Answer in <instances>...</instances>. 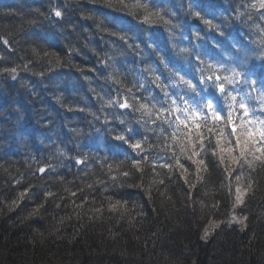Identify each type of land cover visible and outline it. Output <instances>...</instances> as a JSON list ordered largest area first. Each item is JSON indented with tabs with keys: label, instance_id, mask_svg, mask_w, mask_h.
Listing matches in <instances>:
<instances>
[{
	"label": "trees",
	"instance_id": "16d2710c",
	"mask_svg": "<svg viewBox=\"0 0 264 264\" xmlns=\"http://www.w3.org/2000/svg\"><path fill=\"white\" fill-rule=\"evenodd\" d=\"M205 1L139 0L159 9L171 21L166 27L144 23L141 10L134 15L102 0H79L71 7L65 0H0V69L15 68L17 73L13 81L0 80V264H264V178L259 168L253 171L247 164H233L227 171L218 156L220 147L231 148L237 121L245 116L229 119L219 111V121L193 122L190 128L166 100L169 88L189 90L174 83L173 73L197 86L184 63L201 73V58L215 62L218 54L228 60L226 54L241 46L237 42L244 39L225 30L230 18L211 16L223 15L222 8L242 17L246 35L253 33L243 42L248 67L264 65V57L257 58L264 49L261 33H254L255 21L264 25L262 9L248 7L256 0ZM191 6L207 9L210 16L202 17L222 32L211 34L209 29L204 46L186 40L188 34L202 35L207 26L191 16ZM178 7L181 13L175 16ZM52 9L62 11L59 20H52ZM106 17L123 24L117 28ZM148 25L161 36L148 31ZM29 33L35 36L29 38ZM50 33L62 38L63 46L45 45ZM111 33L126 35L127 42ZM183 47L191 52L180 56ZM44 52L55 53L59 66L53 67L55 60L49 63ZM154 75L164 91L153 82ZM141 81L146 90L138 86ZM91 100L92 108L81 110ZM108 100L113 104L104 106ZM125 102L129 107L118 111ZM139 103L155 105L159 112L149 117L135 111ZM118 134L125 140L115 139ZM189 142L199 153L191 159V148L190 155L180 152ZM135 143L141 148L133 149ZM174 154L183 169L160 167L174 165ZM199 159L206 171H198L193 161ZM137 161L139 169L133 166ZM227 176L239 178L247 188L234 211L244 220L241 229L221 224L231 211ZM46 191L54 195L45 197ZM210 222L217 225L201 239Z\"/></svg>",
	"mask_w": 264,
	"mask_h": 264
},
{
	"label": "snow or ice",
	"instance_id": "6c2138e0",
	"mask_svg": "<svg viewBox=\"0 0 264 264\" xmlns=\"http://www.w3.org/2000/svg\"><path fill=\"white\" fill-rule=\"evenodd\" d=\"M105 4H106L107 7L129 8L130 11L134 15H135V11L136 10H141L143 12L142 20H143L144 23H150L151 24V23L160 22L163 25H165L166 27L169 24H171L170 20L164 19V17L161 15V11L159 9L152 10V8H150V6L148 4L139 2V0H138L137 3L131 4V5L125 3V0H115V2H114V0H105ZM248 7L264 9V0H256V3H253V4L249 5ZM34 11H39V10L37 9V10H34ZM53 11H54V15L56 17H61L62 14H63L62 11L58 10V9H53ZM191 14L195 15L198 18H200L202 20V22L207 25V27H209L211 29H217L218 28V25L214 24L210 20L204 19L200 15L199 12H193ZM240 15H243V13H241ZM29 23H31V22H29ZM103 30L107 31V29H103ZM259 30H260V33H261L260 43L264 44V27H260ZM111 34L112 35H117L119 40L127 42V36L126 35H120L118 33H111ZM194 35L198 36V34H194ZM5 43H7V41H5ZM129 47H131V45H129ZM32 52H33V54L36 57H40V52L37 49L33 48ZM43 55L45 57H48L49 63H52L53 59L55 60V63L52 65L53 67L59 66V57H57L55 53L44 52ZM245 58H247V57H245ZM157 59H159L161 63H164L163 57L158 55ZM25 69H27V65H25ZM0 71H7V72H9L10 74L13 75V78H15V72H16L15 68L0 69ZM146 71H151V69L148 68V69H146ZM218 71L219 70L214 65L208 64L202 70V76L206 72L208 74V77L211 78ZM229 72H230V75L229 76H224L223 78H221L218 75L215 76V79L220 81V83L216 84L215 86L221 92H223L225 90L224 89V85L225 84H234V83L237 82L238 79H240L242 77L240 71H238L236 67H233V68L229 69ZM36 74L44 75V73H36ZM173 75L176 76V80L174 81V83H181V84L185 85L191 91H196L195 87L193 86V84L189 80L185 79L183 76H179L177 73H173ZM115 82L116 83H121L119 79H116ZM153 82L156 83L157 86L160 87L162 91H164V86L160 84V78L158 76H155V75L153 76ZM254 83H255V81H251V84H254ZM138 86H142V85H138ZM253 90H255V89H253ZM92 91H95V90L92 89ZM128 91L130 92L131 89H128ZM165 95H167L166 91H165ZM226 98L232 100L233 102H235L236 99H237L236 96L232 95V93H228V96ZM100 99L103 100V97H100ZM133 99H134V97H133ZM259 102H260V104L262 106V110H264V94L260 95ZM112 104H113V101H111V100L104 101V106H111ZM174 104H175V102H173V105ZM238 104H239V107L244 110V115L247 116L248 115V108L246 107L244 97H241L239 99ZM206 106L208 108H212L213 107V105L211 103H207ZM119 107L126 109V108L129 107V103H127V102L121 103L119 105ZM133 108H134L135 111H142V114L148 115L149 117H151L153 115V111L154 110L157 113L159 112V110L156 109L155 105H151V107H149L148 105L143 104V103H139L138 105H134ZM172 110H173L172 106H170V108L167 111H169V114H171ZM157 118H159V115L157 116ZM192 118L193 119L196 118L195 113L192 114ZM212 118L214 120H216V121L220 120V116L217 115L216 111L212 112ZM229 119H230V117H229ZM105 120H107V118H105ZM121 123H124V121H121ZM180 123L183 124L184 121L181 120ZM258 123H259V128L257 129V131H258L260 136L264 137V131H260L259 130V129H264V120H260ZM115 139H117L119 141H124L125 137L123 135H119L118 134L115 137ZM236 139H237V148H238V151H239V156H232L231 157L232 162L233 163L247 164V166L249 168L253 169V171H255L257 168H259L260 175H261L262 178H264V149L255 148V152H258L259 155L256 156V155L253 154V158L252 159H248L247 157H248V155L251 152V150L248 148V145L251 144L253 139H254V137L251 135V131H249L247 139H242L241 136H237ZM145 143H146V141H145ZM217 144L218 145L220 144L219 140L217 141ZM131 147L133 149H140L141 145H140V143H135V144H132ZM149 147H151V146H149ZM188 147H191V155L188 156L189 159L199 155V153L195 150V147L191 146V142H189V146H185V147H182L180 149L181 154L188 155ZM201 147H203V145H201ZM219 151L221 153H224V152L231 153L233 151V149L220 147ZM60 154L63 155V153H60ZM213 155H216V153L213 152ZM220 158H221V162H223V156H221ZM84 159L87 160V156H85ZM172 159L175 161L174 165H160V167H162V168L163 167H167V168H169V170H171V168L173 166H175L176 168L183 169V165L180 163V160H179V155L174 154ZM77 162L79 163L80 161H77ZM193 162L197 165L198 171H206L207 170V168L205 167V161L203 159L194 160ZM121 163H123V162H121ZM133 166L136 167L137 169H139L140 166H141V162L137 161V162L134 163ZM49 167H51V166H49ZM111 169H112V166L109 165V171H111ZM38 171L41 172V173H45V168L44 167H39ZM186 172H187V170L184 169V171L181 173V175L182 176L185 175ZM122 175L127 177L129 175V173L128 172H123ZM197 179H200V177L198 176ZM153 182L155 183L157 181L154 180ZM185 182L187 183L188 181L186 180ZM96 183H102V181L98 180V181H96ZM129 186H132V185H129ZM88 187H91V185H88ZM65 191H69V190L65 189ZM242 194L243 193H242L241 189L237 188V197H236L237 203L241 202ZM23 195H24V193L20 194L21 198L23 197ZM53 195L54 194L52 192H50V191H46L45 192V197H49V196H53ZM117 203H119V202H117ZM111 206L113 208H115V205H111ZM41 207H43V205L38 206V208L35 210V212L38 213L39 209ZM32 214L33 213H30V215H32ZM233 219H235V218H233ZM236 222L243 223L242 220H237ZM208 234L209 233L207 231H205L203 236L201 237V239L206 238L208 236Z\"/></svg>",
	"mask_w": 264,
	"mask_h": 264
},
{
	"label": "rangeland",
	"instance_id": "374dc122",
	"mask_svg": "<svg viewBox=\"0 0 264 264\" xmlns=\"http://www.w3.org/2000/svg\"><path fill=\"white\" fill-rule=\"evenodd\" d=\"M2 78L11 80L13 78V75L10 74L7 71H3L2 73H0V79H2ZM250 131H251V135L254 137V139H253L252 143L248 145V148L251 150L250 154L247 157L248 159H252L253 154L254 155L257 154L255 152V148L258 147L257 146V139L255 137L257 135V133H255V131L252 130L251 128H250ZM248 133H249V129H247V128H244L242 130L239 129L236 132V135L234 136V138H232L234 145L233 144L231 145V149H233L234 147L237 148V139H236L237 136H241L242 139H247L248 138ZM190 148L191 147H188V151L190 150ZM188 155H190L189 152H188ZM218 156H219V159H220L221 166L227 168V171H228V169L233 168V167L236 166V165H233V164H237V165L238 164H242V163H233L232 162V160H231V157L232 156H239V152L238 153L237 152L234 153V150L231 153H226V152L220 153ZM221 156H223V162H221V158H220ZM256 156H258V154ZM234 176H236V175H234ZM225 183L226 184L227 183L229 184V186L228 185L227 186H228L229 191H231L232 201H231V208H230L231 211L229 212L228 217H227L228 219L225 220L224 222H222L221 224H224L226 226H235V227L241 229V228H243L244 220L241 219L238 215H236V212H234V211L242 203V200H243V198H244V196H245V194L247 192L246 185L239 178H236V177L235 178L234 177H228V176L225 178ZM237 188H240L241 191H242V193H243L242 194V197H241V202L240 203H237V200H236V197H237ZM233 218H235V219H233ZM237 220H242L243 223H238V222H236ZM216 225H217L216 222H210L208 224L206 223V226H203L204 227L203 228L204 229L203 234H204L205 231H207L208 233H210L211 230H213Z\"/></svg>",
	"mask_w": 264,
	"mask_h": 264
},
{
	"label": "clouds",
	"instance_id": "9594fccd",
	"mask_svg": "<svg viewBox=\"0 0 264 264\" xmlns=\"http://www.w3.org/2000/svg\"><path fill=\"white\" fill-rule=\"evenodd\" d=\"M96 2H101V0H96ZM103 3H105V0H102ZM227 2V0H226ZM65 4L68 7H71V5L75 4L78 5L79 4V0H65ZM106 5V4H105ZM112 8V7H110ZM120 10V9H118ZM246 13H243V15H245ZM88 19H92V17H87ZM248 19L251 20L252 19V14H248ZM261 19L264 20V16H261ZM106 20H108L109 23L113 24L114 26H116L117 28H120L123 24V21L121 20H115V19H108L106 17ZM104 21H101V24H103ZM261 27L260 24H256L255 28L259 29ZM180 53H189L190 49L187 47H183L179 49ZM247 52L248 49H246L243 45H241L238 50L235 53H227V58L229 60V62L234 63L236 65V68H239V71L243 77L242 83L245 86H249L251 85V81L248 77L252 76V75H256L255 70L253 68H249L248 67V57H247ZM247 57V58H245ZM260 57H264V49L261 50L259 56L257 57L258 59ZM165 67H167V65L165 64ZM264 67V66H262ZM169 72H171V69H169ZM258 80L260 83H264V75H261L258 77ZM255 91V90H254ZM248 99L251 100L253 99L252 96H248Z\"/></svg>",
	"mask_w": 264,
	"mask_h": 264
},
{
	"label": "bare ground",
	"instance_id": "6f19581e",
	"mask_svg": "<svg viewBox=\"0 0 264 264\" xmlns=\"http://www.w3.org/2000/svg\"><path fill=\"white\" fill-rule=\"evenodd\" d=\"M12 3H14V2H16V1H18V0H10ZM29 1H34V0H29ZM31 8H35V6L33 5ZM214 23V22H213ZM30 35H29V38H33L35 35H34V33H29ZM49 36L52 38L50 41H46L44 44L45 45H47V46H49V47H53V46H58V47H60L62 44H63V39L62 38H57V39H54L53 37H56V36H54V34L53 33H50L49 34ZM63 46V45H62Z\"/></svg>",
	"mask_w": 264,
	"mask_h": 264
}]
</instances>
